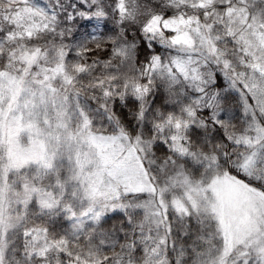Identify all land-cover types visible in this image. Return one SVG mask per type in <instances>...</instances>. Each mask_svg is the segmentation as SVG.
Returning a JSON list of instances; mask_svg holds the SVG:
<instances>
[{"label": "snow or ice", "instance_id": "6c2138e0", "mask_svg": "<svg viewBox=\"0 0 264 264\" xmlns=\"http://www.w3.org/2000/svg\"><path fill=\"white\" fill-rule=\"evenodd\" d=\"M0 264H264V0H0Z\"/></svg>", "mask_w": 264, "mask_h": 264}]
</instances>
